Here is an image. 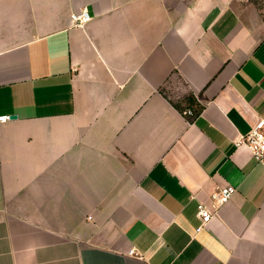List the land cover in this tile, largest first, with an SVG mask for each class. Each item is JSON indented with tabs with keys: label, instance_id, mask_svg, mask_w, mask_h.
<instances>
[{
	"label": "crops",
	"instance_id": "0c3cea01",
	"mask_svg": "<svg viewBox=\"0 0 264 264\" xmlns=\"http://www.w3.org/2000/svg\"><path fill=\"white\" fill-rule=\"evenodd\" d=\"M0 116V264H264V0H0Z\"/></svg>",
	"mask_w": 264,
	"mask_h": 264
},
{
	"label": "built area",
	"instance_id": "2783aa9c",
	"mask_svg": "<svg viewBox=\"0 0 264 264\" xmlns=\"http://www.w3.org/2000/svg\"><path fill=\"white\" fill-rule=\"evenodd\" d=\"M70 18L72 25L79 28H84L92 20V17L86 10L80 13H72ZM184 116L195 117L197 113L193 109H188L184 111ZM11 119V116H0V123L10 121ZM235 144L237 147L245 146L251 152L253 158L264 166V116L256 122L249 133L239 136ZM235 193L236 188L234 186L220 188L214 195L217 208L227 204ZM198 215L203 225L208 224L214 216L213 212L203 205L199 207ZM130 254L139 257L134 250Z\"/></svg>",
	"mask_w": 264,
	"mask_h": 264
},
{
	"label": "trees",
	"instance_id": "16d2710c",
	"mask_svg": "<svg viewBox=\"0 0 264 264\" xmlns=\"http://www.w3.org/2000/svg\"><path fill=\"white\" fill-rule=\"evenodd\" d=\"M191 109H193L197 114L200 113L201 109L199 107H192Z\"/></svg>",
	"mask_w": 264,
	"mask_h": 264
}]
</instances>
